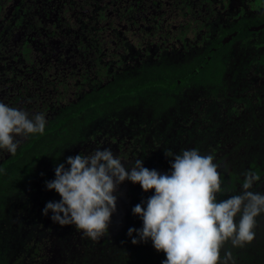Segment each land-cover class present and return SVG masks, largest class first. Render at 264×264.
Returning a JSON list of instances; mask_svg holds the SVG:
<instances>
[{"label":"trees","instance_id":"16d2710c","mask_svg":"<svg viewBox=\"0 0 264 264\" xmlns=\"http://www.w3.org/2000/svg\"><path fill=\"white\" fill-rule=\"evenodd\" d=\"M79 1L96 72L75 90L66 80L58 99L46 93L44 132L16 136L17 151L0 159V264H162L150 240L134 245L127 235L142 227L131 209L154 189L120 184L108 234L93 241L42 214L60 199L45 182L67 157L97 148H111L129 169L142 160L160 173L171 171L165 152L195 148L218 166V200L240 194L246 174L256 176L249 191L264 194V29L250 31L264 22V0ZM105 4L126 18L117 43L101 33ZM253 231L242 247L226 241L221 258L264 264V213Z\"/></svg>","mask_w":264,"mask_h":264},{"label":"clouds","instance_id":"9594fccd","mask_svg":"<svg viewBox=\"0 0 264 264\" xmlns=\"http://www.w3.org/2000/svg\"><path fill=\"white\" fill-rule=\"evenodd\" d=\"M45 126L43 114L30 116L0 102V150L14 154L16 136L42 134ZM165 155L173 157L170 173L148 169L142 160L129 169L111 148L69 156L68 167L58 163L55 178L45 182L46 189L54 190L60 199L48 201L42 214L51 212L53 223L74 225L96 241L108 234L116 212L115 193L127 180L138 183L144 192L154 189L146 201L131 209L142 221V227L127 231L134 245L150 240L157 252L165 254L162 264H228L231 254L220 256L223 244L230 241L242 247L251 242L256 217L264 213V194L249 191L256 176L246 174L240 194L218 200L217 193L223 189L213 155H201L195 148Z\"/></svg>","mask_w":264,"mask_h":264},{"label":"flooded vegetation","instance_id":"af4514ba","mask_svg":"<svg viewBox=\"0 0 264 264\" xmlns=\"http://www.w3.org/2000/svg\"><path fill=\"white\" fill-rule=\"evenodd\" d=\"M79 3V0H0V102L27 113H38L42 108L40 101L48 97L46 93L57 99L64 96L66 80L74 90L79 80L83 86L93 80L97 52L86 39L89 32L81 28L78 20ZM103 6L106 17L100 25L101 33L108 43H117V35H125L126 18L115 14L108 5ZM88 7L84 14L89 13ZM72 17L74 22L69 21ZM261 25L264 22L252 27ZM263 29L264 26L258 31ZM91 34L94 38L95 34ZM86 45L87 51L89 48L93 51L92 61L85 58ZM8 155L6 150H0V159Z\"/></svg>","mask_w":264,"mask_h":264},{"label":"rangeland","instance_id":"374dc122","mask_svg":"<svg viewBox=\"0 0 264 264\" xmlns=\"http://www.w3.org/2000/svg\"><path fill=\"white\" fill-rule=\"evenodd\" d=\"M145 3L148 4V0H144ZM66 13V12H65ZM87 45L86 46H83V50H85V58L86 60L90 59L91 61L93 60V51L89 48V50L87 51Z\"/></svg>","mask_w":264,"mask_h":264},{"label":"water","instance_id":"95a60500","mask_svg":"<svg viewBox=\"0 0 264 264\" xmlns=\"http://www.w3.org/2000/svg\"><path fill=\"white\" fill-rule=\"evenodd\" d=\"M263 26H264V25H261V26H259V27H252V28H250V30H251V31H258L259 29H262ZM234 35H235V33L232 34L231 36H228L226 39H224V41H225V42H228V41L232 38V36H234Z\"/></svg>","mask_w":264,"mask_h":264}]
</instances>
